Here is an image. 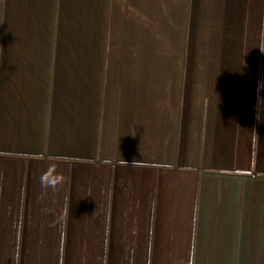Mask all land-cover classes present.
Returning <instances> with one entry per match:
<instances>
[{"label":"crops","instance_id":"0c3cea01","mask_svg":"<svg viewBox=\"0 0 264 264\" xmlns=\"http://www.w3.org/2000/svg\"><path fill=\"white\" fill-rule=\"evenodd\" d=\"M261 83L264 0H0V264H264Z\"/></svg>","mask_w":264,"mask_h":264},{"label":"clouds","instance_id":"9594fccd","mask_svg":"<svg viewBox=\"0 0 264 264\" xmlns=\"http://www.w3.org/2000/svg\"><path fill=\"white\" fill-rule=\"evenodd\" d=\"M260 88L264 89V83H261V84H260ZM262 101H264V99H261V100L259 101V105H260V103H261ZM259 105H258V106H259ZM57 179H58V178H57ZM41 182H42V183H47L44 177H41ZM48 186L55 187L54 184H50V183H48Z\"/></svg>","mask_w":264,"mask_h":264}]
</instances>
